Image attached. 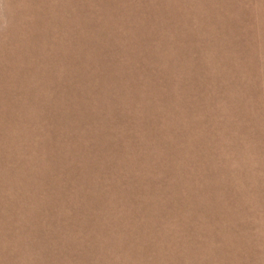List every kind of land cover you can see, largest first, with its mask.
<instances>
[{
	"label": "rangeland",
	"instance_id": "374dc122",
	"mask_svg": "<svg viewBox=\"0 0 264 264\" xmlns=\"http://www.w3.org/2000/svg\"><path fill=\"white\" fill-rule=\"evenodd\" d=\"M0 264H264V0H0Z\"/></svg>",
	"mask_w": 264,
	"mask_h": 264
}]
</instances>
